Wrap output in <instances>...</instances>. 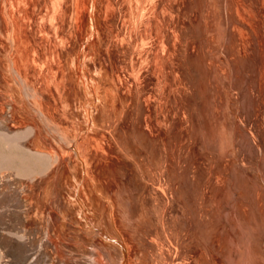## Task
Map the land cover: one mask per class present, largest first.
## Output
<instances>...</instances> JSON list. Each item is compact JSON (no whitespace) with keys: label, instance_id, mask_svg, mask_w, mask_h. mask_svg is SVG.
I'll return each instance as SVG.
<instances>
[{"label":"rangeland","instance_id":"374dc122","mask_svg":"<svg viewBox=\"0 0 264 264\" xmlns=\"http://www.w3.org/2000/svg\"><path fill=\"white\" fill-rule=\"evenodd\" d=\"M28 1L29 0L25 1L24 4H22V6H20V9H18L16 12L17 17H19L18 19L20 21V23H18L19 27L24 26L27 30L26 33L28 35L25 34L26 35L25 40H23L24 39L23 36H21V34L16 31L15 27L13 28V32L11 33L10 38L7 37L6 32L4 30L2 31L3 25H2L1 19H0V37H1L0 58H1L2 63L4 65L7 66V64H8V66H10L8 76L9 75L11 76V77L9 76L10 77L9 78V80H10L9 85L11 86V89H10V86L6 87V85H5L6 90H5V88H3V90H5L4 92L10 94L14 98L16 96H19V99H20V101L18 100L19 104L21 103V105L23 106L22 108L20 107L22 109V111H20V112L17 111L14 113L13 116H11V118L12 117L14 118L13 123L17 126L16 131L14 130L15 131L14 135L17 132H21V133L23 132V133L27 134L26 135L27 137H25V138L21 137V135L24 136L25 134L24 135H23V133L19 134L21 137V140L23 138L22 141L19 140L21 143L19 141H18L19 143L13 141L15 139H16L15 141H17L19 135L17 136V138L15 136V139H14V137H13L14 135L12 133H9V135H10L9 137L0 135V171H1V169L2 170L5 169L2 171V173L4 172V174H5V173H7V172H5L7 170V167L10 168L13 165L12 168H16L17 170H18V168L22 167L21 172L25 171V173H27V176L31 174L30 176H28L29 178L26 177V179H24V181H26V182H30L32 179L36 178L37 175H34V174L37 171L38 172H45L47 175L44 178H47L48 175H52V167L51 166H52V163L54 162V159L50 160L47 157H43V156L38 155V154L35 155L32 152V150H30V149L34 150L35 148H37V149H35V152L37 150L43 151V153L55 155V157H57L59 159L60 154L66 155V156L71 154V150H70L71 144L74 145L75 147H77L79 150H81L82 147H83V149L86 147V149L88 151L84 152L85 154L83 153L81 155V158H82V160H84V162L78 160L77 164L71 163L70 168H69L70 172H68L69 173L68 174V180H67L68 182H66L67 186H68V184H70L68 186V188L70 190L76 191L77 189H79L78 199H79L80 204L77 203L74 195H72V197L71 196L66 197V204H67L68 210H64L63 205H62V198L58 197L57 194H56L57 196L56 195H54V196L50 195L48 197H44L45 198V204L42 206L41 211L43 209V212L45 213L46 212L45 210H47L50 215L54 216L57 209L62 210L61 212H59V214H61V216L64 218V221L68 217L69 222L72 221L74 226L76 227V231L79 235L78 236L79 241L86 243L87 242L86 239L87 238L89 239L88 236H90V233L96 232L95 230L97 228L101 229V225L99 227V225L96 224L97 221L101 220L103 223V227L105 229H107L105 222L103 220V214L105 212H107V209H108L107 213L112 214L113 218L116 219V217H115L116 207L114 205V201L112 200L111 197H107L108 194L105 191L109 187L112 188V186L114 185V181L112 178V176H114V172H113L114 169L113 168H115L117 171L119 170L118 172L127 174L129 177H130V175H132L133 177H136V175H142L143 177L145 175H147L149 178L154 179L153 180L154 184L159 183V185L162 186L164 181L165 182L168 181L167 183L169 185V188H168V186L167 187L164 186V185H167V183H164L163 184L164 189L168 188L167 190H170V187L172 188V186H173L172 193H171V190L169 192L170 195L168 193L166 195V192H165L166 196H170V197L165 196L166 198H169V199H165L163 201V203L166 202V200H167V202L170 201V204L168 202L167 206H165L166 208L168 206L171 208L170 205H172L171 204V200H172V202L174 201V203H173L174 205H176L175 203H180V205H178V204L177 205L181 206V207L176 206L178 209L179 208L181 209L182 207L184 209H183V211L182 210L177 211V212H179V214H181L179 216L178 213H175L177 208L174 205H172V206H174V209H176L175 212L171 211L172 208L170 209L169 207L166 210H164L165 207L162 206L163 203H161V204L158 203V201H162V199L157 201L158 205L160 206L159 212H160V210L162 212L161 208H164L163 212H162V216H163V219L165 221L164 228H161V230H159V228H158L156 230L157 232H159V233L156 232L157 236H159V237H157L158 238L157 240H158V242H160L162 240L164 243V239L166 238L167 242H169V243L167 245L166 239H165L164 244H165L166 250H164L165 252H164V254L162 253L161 256L158 253L159 250H157V249H153L154 251L152 250L153 252H155V251L157 252V253L155 252V254L159 257V260L156 258L155 254H153V255H155L153 258H152V255L149 256L150 255L149 254L147 256L148 258H146L147 261L145 260L143 263L144 264H150L151 262H153L151 264H157V261H162L163 259H161V257L164 256V258H165V255H166V258H165V259H167L166 262H165V260L162 262L164 264H189V263H187V260L189 257H190L189 261L191 262V264H228V263L231 264V261L236 258L238 253L236 251L237 249L235 250V248H234L235 246L233 247V243H232L233 239H230V238H232V236H233V238H236V237L238 238V235H236V234H239L238 233L239 231H238V228L236 226H234V221L232 220V218H230L231 219L230 220L227 217L228 213L229 214L231 213L230 210H233V208L235 207V204H239L242 208H244L245 212H249V213H246V214H249V216L248 215L245 216V218L247 217V220L250 221L251 215L254 214V212L256 214L261 213L260 215L262 216V218H264V201H263L264 196H262V198H261L260 195H262V194H259L261 191L259 190L260 192H258V189H256L257 188L256 186H258V184H262V186H264V170H263L264 169V139H263L264 138V36H262V35H264V33H263L264 32V0H233V2L231 0V2L233 3V8L235 7V4L237 5L236 6L237 9H236V7L234 8L235 10L229 9V6H228L229 3H227L228 0H225V1L222 0L223 5H224V3L225 4L227 3L226 5H224L225 6L224 8L226 10H223L224 8H223L221 0H219L220 2H218L217 0H214V4L216 5L215 6L216 8L214 9V14L212 16H209V12H207V11L203 10V12H201L203 4L202 5L200 4L202 6L201 10L197 6L195 7V4H194L195 0L193 1L194 3H190V2H192L191 0L190 1L189 0H182V1H184L185 6L181 0H151V1H149V0H96V1L95 0H85L86 2L83 1L85 4L84 5L80 4L78 6L77 10H75V12H74V14H75L74 17L76 19L80 18V23L79 24L77 23V25L75 22H73V25L71 22H68L70 12H68L69 10L66 7L67 9H64L65 10V16L64 17L65 18L67 17L68 19H65V18L63 19V15H62L61 16L62 18L59 19L60 24L58 23V20H57V22L55 21L56 23L54 22L55 25L52 22V24L50 25L51 26L50 31L48 30L50 26L47 25L46 31L47 32L49 31L50 34L49 33L47 34V32H46L45 35H48L47 36L48 39L51 35L49 40H53L52 42H55L56 41L55 38H57L56 43L58 42V44L61 43L64 45V42H65V45H67V42L69 41L68 40L69 37H70L69 39H71V41L75 40V43L77 41V42H82V45L85 44V46L83 45L84 49L82 51L83 52L82 57H80V55L78 54V48L80 47V44L78 46H76L77 45V43H76V45L74 47L76 56L74 58L75 70L73 69L74 70L73 74L75 75V77H77L76 78L77 88H80V90H81L83 88V86L86 85V87H87V83L89 80L91 86L95 90H97L99 96H101L100 100L98 99L97 102H95V99L93 100L91 96H88L89 98L83 97L84 99H82V106L86 112L88 110H90V107L91 108L92 107L103 108L102 110H103L104 114L102 115L101 118L99 115L94 116L93 117V122H94L93 124L91 122L90 123L88 122L91 117L86 120V118H84V116L82 115V110H79V112H78V108L75 106L76 104L74 105L75 101L69 95L71 90H73L72 89L73 83H72V80H70V78L67 76V72L64 70V68L59 67V63H57V65L56 64L52 65V70L54 71L53 73L50 72L51 69H49V66L47 68V65H46L47 61H49V63H50V61L52 60V63H53V58H52V54H51L50 49H48L47 46H44L43 49H41V52L38 53L39 55L37 54L38 55L37 56L36 55L37 52L35 51L36 49L34 48V46H31V47H33L32 49H31V47H29L30 46L29 41H30L32 35H34L33 32H35V34L37 35V31H34V26H33V24H31L32 23L31 20L36 19L38 17H40V19H41V17H42L41 15L45 14L44 13L45 12V9H44L45 8V5H44L45 0H43V2H42V0H38V1L37 0H30L29 3H28ZM32 1H33V3H32ZM63 1L67 5V0H63ZM93 1H94V4H93ZM177 1H179V2H177ZM234 1H235V3H234ZM36 2H38L39 5ZM47 2H48V0H47ZM187 2H188V4H187ZM203 3H204V1H203ZM40 4H41V6H40ZM218 4H220L221 8L219 7ZM238 4L239 5L241 4L240 5L241 8ZM243 4L246 5V7ZM42 5H43V7H42ZM177 5H178V7H177ZM238 6H239L240 10H239ZM41 7H42V10H41ZM109 7H110V9H109ZM197 8L199 9L200 14L201 13L204 14L205 17H201L202 15L198 14L199 12H198ZM32 9L35 10V13H34V10H32ZM85 9L87 10V14H86L87 17L85 15H83ZM30 10H32V11H30ZM37 10L41 14L37 13L38 12ZM195 11L198 13H196ZM222 11H224V12L226 11L225 13L227 15L224 12H223L224 13L223 14ZM235 11L236 12L240 11V12L238 14V12L236 13ZM18 12H20V13H18ZM187 12L189 13V15ZM205 12H207V13L205 14ZM33 13L36 17L33 16ZM215 13L219 14L218 17ZM37 14H38V16H37ZM39 14H40V16H39ZM236 14H238L237 17L235 16ZM142 15H143V17H142ZM214 15H216V19L221 18L220 16H222V19L227 18V19H224L225 21L227 20L226 29L223 30V31H225L223 33L224 36L220 35V34H222V33H220V32H222L220 28L223 25V23H222L223 20L222 19L216 20L214 18L215 17ZM4 17H5V15H4ZM82 17L84 19H82ZM105 17H107V18H105ZM20 19H22V20H20ZM197 19L200 22L199 29L197 28V25L199 24ZM210 19L213 21H211ZM46 20L49 21V19H46ZM215 20L219 21V22H216ZM201 21L203 24H201ZM49 22H48V24H49ZM66 22H67V25H66ZM124 22H125V24H124ZM46 23H47V21H46ZM181 23H183V24H181ZM213 23L214 24L216 23V24L214 25ZM234 24H236V25H234ZM123 25H125V26L121 27ZM210 25H212V26H210ZM55 26H57V27H55ZM213 26H215L216 28L218 26H220V27H218L220 32L218 30H217L218 31L217 32L215 30L216 28ZM69 27H71V28H69ZM77 27H78V29H77ZM83 27H84V29H82ZM119 28H121V29H119ZM235 28H237V33L240 31L242 32V30H241L242 28L244 29L243 33L240 32V34H242L240 36L241 38L239 37V35H240L239 33H238V37H237L236 32H235L236 31ZM79 29H80V31H79ZM196 29H198V30H196ZM245 29H246V33L244 34ZM69 30L70 31L72 30V31L70 32ZM206 30H208V34H207ZM232 30H234V31H232ZM82 32H83V34H82ZM231 32H235L234 34L233 33L232 34L234 36L236 35V37L238 38L237 41L235 39L236 37H234V36H232V34H230ZM55 33H57V34L59 33V34L56 35ZM65 33H66V35H65ZM15 35L18 37L21 36V40H20L19 44H16V41H15L16 39H14ZM61 35H62V39H61ZM113 35H115V36H113ZM229 35H230V37H232L231 39H229L230 38ZM27 36H28V39L30 38L29 40H26ZM57 36L58 37L60 36V37L58 38ZM66 36H69V37L67 38ZM80 36H82V37L79 40ZM172 36H173V38L174 37H176V38L173 39ZM74 37H76V38H74ZM233 37H234V39H233ZM245 37H246V39H245ZM242 38L245 40L241 41V40H243ZM82 39L84 41H81ZM174 40H175V42H174ZM238 40H240V41H238ZM209 42H211V43H209ZM110 44L112 46H110ZM175 44L177 46H175ZM206 44H208V45H206ZM257 45H258V47H257ZM4 46L6 47V49H4L5 48ZM7 46H9L8 49H10L8 54H7ZM180 48H182V49H180ZM47 49H48L49 53L46 52ZM109 50H110V52H109ZM212 51H213V53H212ZM200 52H201V54H200ZM4 53H6V54L4 55ZM169 54H171V55H169ZM183 54H184V56H183ZM192 54H193V56H192ZM35 55H36V57H35ZM158 55L160 56V58L158 57ZM162 56L164 58H162ZM198 56H199V58H198ZM214 56H216V58ZM79 57H80V59H79ZM50 58H51V60H50ZM34 60H35V62H34ZM165 60H166V62H165ZM190 60L192 63L189 62ZM168 61H171V63H173V65H171V63H170L171 68L168 67V63H169ZM10 62H11V65H10ZM193 62L194 63L196 62V63L194 64ZM52 63H50V64H52ZM236 63L238 65V67L236 66ZM244 63H246L245 66H243ZM226 65H227V67H225ZM228 65H231V66L228 67ZM56 66H58L60 69ZM239 66H242L243 68H241ZM44 67H45V69H44ZM106 67H109L110 68V69L108 68L109 71L110 72L112 71L111 73L115 74V75L107 74L109 71ZM218 67H220L219 71L222 69L220 71L221 73L216 72V74L219 78H221L222 75L229 72V69H230V72L231 73L233 72L232 77L234 74V77L236 76V79L233 77L231 79V81L228 82L229 80H225L226 78H224L222 80V83L219 82L218 80H216L213 77V75H216L215 71H218L217 70ZM57 68H58V70H57ZM128 68H129V70H128ZM224 68H228V71H225L226 69H224ZM237 68H239V71L237 70ZM243 69H244V71H246L245 73H244ZM126 70H128V72ZM189 71H191V72L189 73ZM12 72H13V74H12ZM124 72L127 74L132 72L133 74L131 73V74H129V76H127V74H124ZM230 72L228 74H230ZM48 73H49V75H48ZM54 73H56V74H54ZM61 73L63 76H61ZM134 73L135 74L141 73V76L140 75H139L140 77L138 76L140 78L138 80H141V81H137V79L135 78L137 75L134 76L135 75ZM243 73L244 74L247 73L246 74L247 77L244 76ZM15 74H16V76H15ZM65 74H66V76H65ZM50 75H52V76H50ZM124 75H126V76H124ZM130 75L133 76L134 77L133 79H136L137 82L134 81L132 79V77H130ZM196 75H198V77ZM211 75L213 78L211 77ZM46 76H49V77H46ZM114 76L116 79H120L121 77L124 76V78H122V80H125L124 82H126L125 83L126 86L124 84L119 85V83L117 81V85H115L116 88H113L114 86H113L112 82H114V80H115ZM52 77H54V78H52ZM125 77H128V78H125ZM141 77H142V79H141ZM244 77H246V80ZM55 79H56V81H55ZM82 79H83V81H82ZM128 81H129V83H128ZM234 82H235V84H234ZM137 83H139V84L137 85ZM249 84L252 87H250ZM246 85H247V87H246ZM132 86H133V88H132ZM24 87L26 89H24ZM70 87H71V89H69ZM163 87H165V88H163ZM163 89H164V92L162 95L161 90H163ZM247 89H248V91H247ZM18 90H19V94L16 95L15 91H18ZM12 91H13V93H11ZM0 92H1V90H0ZM207 92L211 93L210 94L211 96L207 95V94H209ZM245 92L249 93L248 94L249 96L246 95ZM164 93H165V95H164ZM152 94H154V95H152ZM192 94H193V96H192ZM197 94H198V96H197ZM161 95H162V97H159ZM147 96H148V98L152 96L151 99L153 101L151 100L152 101L151 102L150 100H148L151 102V104H150V102L146 101ZM195 96H196V98H195ZM102 97H103V99H102ZM241 97H243V100L245 99L244 102H241ZM160 98H162V99H160ZM250 98L252 101H249ZM158 99H159V101H158ZM205 99H208L209 101L210 100L211 101L209 102L208 100L206 101ZM154 100H155V103H154ZM160 101H162V102H160ZM203 101H205V104H206L205 106L203 105L204 104ZM143 102L145 104L147 102V105H146L147 107H148V105H150L152 107L149 106L150 108H148V110H147V107L144 106ZM206 102L207 103L209 102L208 103L209 107H208ZM247 102H249V103H247ZM250 102H251V105H250ZM0 103H3V102H1V100H0ZM142 103H143V105H142ZM210 103H211V105H210ZM160 104H161V106H160ZM162 104H163V106H162ZM164 104H166V106ZM236 104L238 106H236ZM199 105H200V107H199ZM2 106L6 107L7 105L2 104ZM2 106H1V108H2ZM202 106H204V108ZM142 107L144 108V110ZM159 107L160 108L163 107V109L161 108V111H160V109L158 110ZM200 108H202V109H200ZM6 109H7V107H6ZM93 109H91V112L95 113L94 112L95 110H93ZM190 109H191V111H190ZM206 109L208 110V112ZM210 109H212L213 113H215L217 116L219 115V117H220L221 113L223 115L222 117H224V113H225L226 118H228L229 125L231 123V126H232L231 127V129H232L231 134H232V138H233L232 139V143H233L232 147L229 149L228 153L226 152L224 155L215 152V155L217 154L216 157L214 155V151L210 150L209 148H205L204 145H203V149H201L202 148L201 144L198 141L200 138V137H198L199 134L195 133L196 132L195 127L197 126V124L199 125V122L201 121L200 116L197 117V114L198 113L199 114L204 113L203 116L206 114L204 117L206 119L208 118L207 119L208 122H211V120L209 119L210 118L209 115H210V111H211ZM147 111H150V114ZM230 111H231V113H230ZM161 112H163V114ZM200 112H203V113H200ZM16 114H18L19 117ZM142 114H144L145 117H144V115L142 116ZM154 114H157V115H154ZM97 116H99V117H97ZM147 117L151 118V120H149V118H147ZM158 118H159V120H158ZM146 119H148V121ZM230 120H231V122H230ZM143 121H147V123L143 122ZM197 121H199V122H197ZM202 121H203V119H202ZM188 122H190V123H188ZM143 123L145 124V127L147 128L146 130L143 129L144 133H146V131L149 129V127H147V126H150V124H152L151 128H152V131L154 133L152 131H150L152 134L147 132L146 137H145V134L143 136L146 139L139 141L137 138L138 137L137 132L140 128H141V130H142V128H145V127H143L144 126ZM194 125H196V126H194ZM240 125H241V128L248 134V137H249L248 140L245 137L244 138L242 137L243 139L240 137V136H242L241 133L238 131ZM35 126L40 127L41 131L43 132V135H42L43 138L41 136H40L41 138L39 137L36 147H35V145H33V144L30 145V143H29L31 140H33L34 137L37 136V134H35V130H34ZM190 126L192 128H190ZM121 127H124L125 130H122L123 128H121ZM193 127H194V129H193ZM133 128H135V130ZM136 128L137 129L139 128V129L136 131ZM120 130H122V131H120ZM156 130L159 132H157ZM5 131H7V130H5ZM135 131H136V133H135ZM143 131H141V133ZM193 131H195V132H193ZM11 132H13V131H11ZM134 133L137 134V136L134 135ZM229 133H230V131H229ZM149 134L151 135V137ZM160 134H162V135H160ZM195 134L196 135L198 134V135L196 136ZM11 135H12L13 139L10 138ZM155 136L158 137L159 139H157ZM161 136H163V137H161ZM20 137H19V139H20ZM153 137L155 140L153 139ZM147 138L156 144H152L153 142L152 143L150 142V144H151L150 145L147 142V140H148ZM160 138H162V141H160L161 140ZM248 141H250V143H247ZM198 142L200 145L198 144ZM242 142H244L243 144L246 147H244V145H243V147L239 145V143L242 145ZM17 143H18V145H17ZM51 143H53L54 146ZM27 144H29L31 146L30 149L26 148L27 146H25V145H27ZM249 144H252V146H251L252 148L249 147ZM152 145H154V147H152ZM164 145L166 147L167 146H169V147L165 148ZM158 146L162 147L163 149L165 148V149L163 150L161 148V150H159L160 147L158 148ZM255 146H256L257 150L255 148H253ZM257 146L260 149H258ZM23 147H25V148H23ZM247 147H248V149H247ZM244 148H245V150H243ZM249 148L251 150H249ZM154 149L158 152V154L159 153L162 154V156H164V158L166 156H167L166 158L169 157L168 158L169 160L166 159V161H165V159H163L161 161V163H162L161 164L159 162L161 160V158L158 159L157 155H155V153H154L155 152ZM253 149H254V151H253ZM198 150L202 151V152H203V150H205L203 153L204 155L201 156L202 152H200L201 153L200 154L198 152ZM197 152L199 154H197ZM169 153H170V155H169ZM87 154H89V155H87ZM179 154H181V155H179ZM205 154H206V157H207V154H210V156H208L206 159V157H204ZM171 155H173V156H171ZM211 155H212V157H211ZM195 157H198V158H195ZM209 157H211L213 159V162H210V161H212V159H210ZM177 158H179V159H177ZM114 159H115V161H114ZM118 160H120V162ZM194 160H195V162H194ZM59 161L63 162V160H61V158L59 159ZM116 161H118L119 164L123 163L124 165L123 164L118 165V163ZM163 161H165L166 163L165 162L163 163ZM170 161L171 162L173 161V164ZM174 161H176V162H174ZM177 161L178 162L181 161V162L178 163ZM196 161L199 162V165ZM206 161H208L209 164L212 163V164H210L211 167ZM58 163L56 165L59 166ZM83 163L85 164V166ZM109 163L112 165H110ZM113 164L116 166L118 165L119 167L117 166L118 167L117 168L115 166L112 168L111 166H114ZM169 164H170V166H168ZM185 164H187V166ZM205 164L207 166H205ZM222 164H223V166H222ZM188 165L191 166L193 169H191ZM201 165L203 166L204 170H201V167H200ZM140 166H141V168H139ZM166 166L168 167V170H166L167 169ZM171 166H173V167H171ZM215 166H217V167H215ZM109 167H111V168H109ZM174 167H176V169ZM205 167L207 170L205 169ZM223 167H224V169H223ZM173 168L175 169V171ZM180 168H183V169L187 168V170L191 169V171H189V174L192 172L190 174V177H191L190 179H192V178L195 179L194 183H196V184H192L193 180H191L192 182L190 181L189 185H187V186L185 184L181 183L180 181L176 182L179 180V179L176 180V178H177L176 170H179ZM121 169H123V171ZM141 169L143 170L144 175L142 174ZM195 170H198V171L200 170V173L195 171ZM229 170H231V171H229ZM158 171H159V173H158ZM167 171H168V174L170 173V177L166 173ZM212 171H213V173H212ZM134 172H135V175H134ZM2 173L0 172V176ZM136 173H138V174H136ZM197 173H199V174H197ZM119 175H120V173H119ZM236 175H237V177H236ZM199 176L201 177V180L199 179L200 178ZM238 176H239V178H238ZM219 178H221V179H219ZM172 179L174 180V183H177V185H175V186L176 187L178 186L177 187L178 190L176 187L174 188ZM245 179H246V181H245ZM48 180H49V178H48ZM240 180H241V182H239ZM169 182L171 184H169ZM198 184H199V186H198ZM170 185H172V186H170ZM181 185H182V187L184 186V188H182V187L180 188ZM192 186H194V189L197 188V190L196 191L193 190ZM175 189L178 191L177 193H179L180 196L176 193ZM255 190H256V192H255ZM220 191H223V192H220ZM194 192H195V194L197 192V194L195 195ZM232 193L235 194L236 200L234 199V194L231 195ZM66 194L69 195L68 193H66ZM175 194H177V196ZM237 194H238V197H237ZM173 195H174V198L172 197ZM163 196L164 195H161V198H163ZM198 196H199V198L200 197H202V198H200V199L196 198ZM215 196L219 197L220 200H222L224 202H223V204H221V206H219V210L215 214L216 216L214 215V218L211 219L210 215L208 217V215L206 213L208 212V214H209V211H211L212 209L206 208L207 206L205 207V205L208 204V203L206 204V200H207V202L208 201L210 202L212 199L211 197L216 198ZM190 197L195 198V200H194L195 203L198 201L194 205L195 207L193 206V204L192 205L189 204V203H194V202H192L193 200H192V198L190 199ZM19 198H21L24 202L26 200H29V197H19ZM157 199H159V198H157ZM179 199L182 201H180ZM196 199H198V200H196ZM238 199H240V200H238ZM233 200H235L236 203ZM58 201H59V205L57 206ZM30 202L35 203L34 200L30 201ZM181 202H183V204H181ZM202 202L205 203V205L201 204ZM184 203H185V205H184ZM198 203L200 204V208L197 207ZM163 205H166V204L164 203ZM159 206H158V208H159ZM201 207H203L204 211L202 209L201 213H203V214L200 216V212H198V211L201 210ZM220 207H221V209H220ZM222 208H223V211H221ZM17 209L20 210L21 208L16 206L15 210H17ZM195 209L197 212L194 211ZM169 211L172 212L173 216H171V212L169 214ZM220 211H221V216L219 215ZM182 212H183V214H182ZM222 212H224V213L222 214ZM44 213L41 216L42 213L38 212L37 215H38V217L44 218V216H45ZM198 213H199V215H198ZM15 214H16V212H15ZM175 214L176 215L178 214V216H177L178 222L176 220L177 218L175 217L176 216ZM16 215H18V214H16ZM167 215L171 216L170 218L174 217V218H172V220L174 219L173 221L176 223V225H174L175 223L173 224V221H171V219ZM188 215H190V216H188ZM218 215L220 216V218ZM183 216H185V218ZM222 216L225 219H223ZM82 217L87 221V224L89 223L88 224L89 226L84 223L85 224V227H84L83 223L81 224L80 222H78V220H82ZM181 217H183V218H181ZM197 217H198V219H196ZM199 217L201 218V221H200ZM43 218L41 219L43 225H44V222H45V224H47V223L50 224V220L46 219L47 217L45 219H43ZM93 219L95 221L96 220L97 221L95 222ZM180 219H182L183 222ZM189 219L192 221V222L190 221L191 225L194 223L196 226H198V227H196L193 224L194 227L198 229L197 231H195L196 229H194V231L191 230V227H193V225L192 226L189 225L190 224L188 222ZM195 219H196V222L194 221ZM46 220H48V221H46ZM93 221L95 222V224H92ZM199 221L201 222L200 226H199V224H200ZM166 222H167V224H168V222L170 224L171 223L172 224L171 225L169 224V226H168L166 224ZM229 223L232 225H230ZM49 224L47 226H49ZM187 224L189 225L188 228H187ZM179 225H181V228ZM31 226H33V222H31L29 224V227H28L29 235L31 233V229H30ZM175 226L176 227L179 226V228H176ZM167 227H168V229L172 228L171 229L172 235L170 234V236H169L170 232H166L167 234L165 233L164 229H166V231H168ZM205 229H207L208 236L204 234ZM15 230L16 229L11 228V226L7 224V233L8 232H14ZM67 230L70 231L71 228L67 227ZM173 231H174V233H173ZM193 232H194V234H193ZM163 233H165V236H166L165 238L163 236L164 235ZM121 234H122L121 236L123 237L124 245L127 248L126 249V255L128 256L129 255L128 254L129 249L136 251L135 248H137V247L132 242H129L127 240L126 234H124L123 232ZM181 234H182V236H184V235L188 236L187 240H185L188 242V244H187V242L185 243V241H183L186 236H184V238H183L181 236ZM83 235L85 236L86 239L82 238V237H84ZM167 236H168V238L170 237L169 238L170 241H168L169 239L167 238ZM180 236L183 239H180L181 238ZM228 236H230V237H228ZM173 237H174V239H173ZM90 238H91V242H92V240L96 238V235H94L93 237L91 236ZM260 239H261L259 242L260 245L258 242L256 243V246H258L257 251L259 254L264 255V251H263L264 250V243H263L264 242V234L262 235V237ZM179 240H180V243H182V244L179 243ZM126 241H128V242H126ZM181 241H183V242H181ZM172 243L174 246L172 245ZM230 243L232 244V246ZM183 244H184V246H185V244H187L189 246V247L186 246V248L183 246V249L185 248L184 250L189 251V252L187 251V253H188L187 257L188 258H186V254H185L186 251L184 252V250L182 249L181 245H183ZM197 244H198V246H197ZM128 246H132V247H128ZM167 246L170 248V250ZM191 247H193L197 252L195 253V250ZM167 248H168V251H167ZM7 249H9L8 246H7ZM191 249H193V253L191 252L192 251ZM80 250H81L79 252L80 254H82L84 252L86 254L90 253V250L86 247L80 248ZM167 252H168V254H167ZM150 253H152V252L150 251ZM169 253L171 254V256L169 255ZM132 254L135 255V252ZM232 255L234 258L231 257ZM172 256H173V258H172ZM131 257H129L130 259L128 258L129 263L133 264L135 262L134 264H140V262L137 260V258L135 256L133 258H131ZM149 257L152 259V261ZM169 257H171V259ZM192 257H193V259H192ZM230 257H231V260H230ZM155 258L157 261L155 260ZM153 259L155 262L153 261ZM3 263H4L3 257H2V254L0 253V264H3ZM162 263L159 262V264H162Z\"/></svg>","mask_w":264,"mask_h":264},{"label":"bare ground","instance_id":"6f19581e","mask_svg":"<svg viewBox=\"0 0 264 264\" xmlns=\"http://www.w3.org/2000/svg\"><path fill=\"white\" fill-rule=\"evenodd\" d=\"M25 1H27V0H25ZM24 0H0V19H1V23H2V25H3V27H2V31L4 30L5 32H6V34H7V37H9L10 38V36H11V33L13 32V28L15 27V29H16V31L17 32H19L20 34H21V36H23V40H25V34H27L26 32H27V30H26V28L23 26V27H19V24L18 23H20V21H19V17H17V14H16V12H17V10L18 9H20V6H22V4H24V2H25ZM30 1V0H29ZM29 1H28V3H29ZM38 1V0H37ZM86 2L85 0H67V5H66V3L63 1V0H48V2H47V0H45L44 2H45V14H43V15H41L42 17H41V19H40V17H38V18H36V19H33V20H31L32 21V23L31 24H33V26H34V31H37V35L35 34V32H33L34 33V35H32V37H31V39H30V41H29V43H30V46L29 47H31V46H34V48L36 49L35 51L37 52L36 53V55L39 53V52H41V49H43V47L44 46H47L48 47V49H50V51H51V54H52V58H53V63H52V60H51V58H50V63H52V64H50L49 63V61H47L46 62V65H47V68H48V66H49V69H51V71L50 72H54L53 70H52V65L54 64H56L57 65V63H59V67H63L64 68V70L67 72V76L70 78V80H72V89L73 90H71V92L69 93V95L71 96V98L75 101V103H74V105L78 108V112H79V110H82V115L84 116V118H86V120L88 119V118H90V120L88 121L89 123L91 122L92 124L94 123L93 122V117L94 116H96V115H99L100 116V118L102 117V115L104 114V112H103V108H100V107H90V110H88L87 112L85 111V109L83 108V106H82V99H84L83 97H87V98H89L88 96H91L92 97V99L94 100L95 99V102H97V100L99 99L100 100V98H101V96H99V94H98V92H97V90H95L92 86H91V84H90V81L88 80V83H87V87H86V85L85 86H83V88L80 90V88H77V81H76V78L77 77H75V75L73 74V71L75 70V68H74V58H75V56H76V53H75V49H74V47H75V45H76V43H77V45L76 46H78L79 44H80V47L78 48V54L80 55V57H82L83 55H82V51H83V49H84V46H85V44H83L82 45V42H77L76 41V43H75V40H72L71 41V39H69L70 37L69 36H66L67 38H68V42H67V45H65V42H64V45L63 44H61V43H59L58 44V42L56 43V41H57V38H55L56 39V41L55 42H52L53 40H49L50 39V37H51V35H50V37H49V39H48V35H45V33L47 32L46 31V29H47V25H51L52 24V22H53V24L55 25V23L57 22V20H58V23H59V19L60 18H62L61 16L63 15V19L65 18L64 16H65V10L64 9H67L68 8V12H70V15H69V21L68 22H71L72 23V25H73V22H75L76 23V25H77V23L79 24L80 23V18L79 19H76L75 17H74V12H75V10H77V8H78V6L80 5V4H82V5H84L85 3L84 2ZM96 1V0H95ZM149 1H151V0H149ZM148 1V2H149ZM182 1V0H181ZM190 1V0H189ZM192 2H190V3H194L195 4V7L197 6L200 10H201V5L203 4V7H202V11L201 12H203V10L204 11H207V12H209V16H212L213 14H214V9L216 8L215 6V4H214V0H191ZM194 1V2H193ZM203 1H204V3H203ZM218 2H220L219 0H217ZM223 1H225V0H223ZM42 2H43V0H42ZM177 2H179V1H177ZM183 3H184V1H182ZM186 2V1H185ZM221 2H222V0H221ZM232 2H233V0H232ZM231 2V0H228V2L227 3H229V9H234L237 5L235 4V7L233 8V3ZM237 2V1H236ZM239 2V1H238ZM32 3H33V1H32ZM37 4H38V2H36ZM40 3V2H39ZM189 3V4H190ZM226 3V4H227ZM234 3H235V1H234ZM36 4V5H37ZM88 4V3H87ZM93 4H94V1H93ZM97 4V3H96ZM119 4V3H118ZM178 4V3H177ZM182 4V3H181ZM187 4H188V2H187ZM201 4V5H200ZM225 3H224V5H226ZM39 5V4H38ZM176 5V4H175ZM219 5V7H220V4H218ZM222 5H223V2H222ZM221 5V6H222ZM223 5V8L225 7ZM239 5V4H238ZM241 5V4H240ZM239 5V6H240ZM244 5V4H243ZM8 6V7H7ZM32 6V5H31ZM40 6H41V4H40ZM119 6V5H118ZM180 6V5H179ZM184 6H185V3H184ZM191 6V5H190ZM193 6V5H192ZM239 6H238V8H239ZM245 7H246V5H244ZM39 7V6H38ZM42 7H43V5H42ZM42 7H41V10H42ZM65 7V8H64ZM67 7V8H66ZM177 7H178V5H177ZM189 7V6H188ZM194 7V6H193ZM33 8V7H32ZM147 8V7H146ZM145 8V9H146ZM183 8V7H182ZM192 8V7H191ZM190 8V9H191ZM197 8V9H198ZM218 8V7H217ZM221 8V7H220ZM222 8V9H223ZM240 8H241V6H240ZM240 8H239V10H240ZM109 9H110V7H109ZM117 9V8H116ZM120 9V8H119ZM144 9V8H143ZM199 9H198V12H199ZM210 9V10H209ZM221 9V10H222ZM228 9V8H227ZM236 9H237V7H236ZM32 10H34V9H32ZM32 10H30V11H32ZM40 10V9H39ZM189 10V9H188ZM217 10V9H216ZM223 10H226L225 8L223 9ZM235 10V9H234ZM245 10V9H244ZM243 10V11H244ZM38 11V10H37ZM44 11V10H43ZM111 11V10H110ZM117 11V10H116ZM120 11V10H119ZM123 11V10H122ZM197 11V10H196ZM195 11V12H196ZM180 12V11H179ZM182 12V11H181ZM198 12H196V13H198ZM207 12H205V14L207 13ZM216 12V11H215ZM218 12V11H217ZM224 11H222V13H223ZM226 12V11H225ZM224 12V13H225ZM236 12V11H235ZM238 12V14H239V12L240 11H237ZM236 12V13H237ZM18 13H20V12H18ZM34 13H35V10H34ZM34 13H33V16H35L34 15ZM37 13H40L39 11L37 12ZM143 13V12H142ZM188 13V12H187ZM191 13V12H190ZM223 13V14H224ZM229 13V12H228ZM32 14V13H31ZM30 14V15H31ZM41 14V13H40ZM40 14H39V16H40ZM69 14V13H68ZM86 14H87V10L85 9L84 10V14L83 15H85L86 16ZM109 14V13H108ZM125 14V13H124ZM127 14V13H126ZM145 14V13H144ZM186 14V13H185ZM198 14H200V12L198 13ZM216 14V13H215ZM222 14V15H223ZM226 14V13H225ZM238 14H236L235 16L237 17V15ZM4 15H5V17H4ZM20 15V14H19ZM106 15V14H105ZM122 15V14H121ZM188 15H189V13H188ZM200 15H202L201 17H205V15L204 14H200ZM217 15V17H218V15L219 14H216ZM216 15H214L215 17V19H216ZM227 15V14H226ZM230 15V14H229ZM26 16V15H25ZM37 16H38V14H37ZM84 16V17H85ZM198 16V15H197ZM208 16V17H209ZM36 17V16H35ZM87 17V16H86ZM142 17H143V15H142ZM141 17V18H142ZM180 17V16H179ZM200 17V16H199ZM221 18H217V19H222V16H220ZM224 17V16H223ZM232 17V16H231ZM21 18V17H20ZM105 18H107V17H105ZM121 18V17H120ZM230 18V17H229ZM46 19H49V21L51 22H49L48 20H46ZM65 19H68L67 17L65 18ZM82 19H84L83 17H82ZM145 19V18H144ZM177 19V18H176ZM184 19V18H183ZM202 19V18H201ZM208 19V18H207ZM216 19V20H217ZM224 19H227V18H223L222 20V23H223V25H222V27L220 28L221 29V31L222 32H220L219 31V28L218 27H220V26H218L217 28L215 27V26H213V27H215L214 29L217 31H219L220 33H222V34H220L221 36L223 35V33L225 32V31H223L224 29H226V25H227V20L225 21ZM236 19V18H235ZM20 20H22V19H20ZM86 20V19H85ZM93 20V19H92ZM191 20V19H190ZM195 20V19H194ZM211 20V19H210ZM209 20V21H210ZM215 20V21H216ZM230 20V19H229ZM19 21V22H18ZM34 21V22H33ZM46 21H47V23H46ZM56 21V22H55ZM87 21V20H86ZM94 21V20H93ZM197 21H198V19H197ZM207 21V20H206ZM211 21H213V20H211ZM48 22H49V24H48ZM55 22V23H54ZM110 22V21H109ZM137 22V21H136ZM183 22V21H182ZM187 22V21H186ZM192 22V21H191ZM196 22V21H195ZM199 22V21H198ZM216 22H219V21H216ZM22 23V22H21ZM83 23V22H82ZM86 23V22H85ZM205 23V22H204ZM221 23V24H222ZM24 24V23H23ZM60 24V23H59ZM120 24V23H119ZM123 24V23H122ZM124 24H125V22H124ZM181 24H183V23H181ZM201 24H203L202 23V21H201ZM210 24V23H209ZM214 24V23H213ZM216 24V23H215ZM214 24V25H215ZM58 25V24H57ZM66 25H67V22H66ZM185 25V24H184ZM199 25H200V22H199V24L197 25V28L199 29ZM219 25V24H218ZM234 25H236V24H234ZM27 26V25H26ZM61 26V25H60ZM85 26V25H84ZM120 26V25H119ZM125 25H123V26H121V27H124ZM183 26V25H182ZM210 26H212V25H210ZM209 26V27H210ZM55 27H57V26H55ZM62 27V26H61ZM65 27V26H64ZM82 27V26H81ZM106 27V26H105ZM50 28H51V26L49 27V31H50ZM69 28H71V27H69ZM173 28V27H172ZM182 28V27H181ZM201 28V27H200ZM241 28V27H240ZM246 28V27H245ZM57 29V28H56ZM60 29V28H59ZM58 29V30H59ZM62 29V28H61ZM75 29V28H74ZM77 29H78V27H77ZM82 29H84V27L82 28ZM119 29H121V28H119ZM123 29V28H122ZM127 29V28H126ZM184 29V28H183ZM198 29H196V30H198ZM207 29V28H206ZM229 29V28H228ZM31 30V29H30ZM106 30V29H105ZM112 30V29H111ZM110 30V31H111ZM203 30V29H202ZM211 30V29H210ZM230 30V29H229ZM235 32H236V35H237V37H238V33L240 34V32H238L237 33V28H235ZM239 30V29H238ZM242 30V32L241 33H243V31H244V29L242 28L241 29ZM49 31L47 32V34L49 33ZM57 31V30H56ZM63 31V30H62ZM70 31V30H69ZM72 31V30H71ZM70 31V32H71ZM79 31H80V29H79ZM82 31V30H81ZM183 31V30H182ZM207 31V34H208V30H206ZM217 31V32H218ZM232 31H234V30H232ZM248 31V30H247ZM16 32V33H17ZM54 32V31H53ZM84 32V31H83ZM83 32H82V34H83ZM194 32V31H193ZM235 32H231L230 34H234ZM67 33V32H66ZM66 33H65V35H66ZM103 33V32H102ZM115 33V32H114ZM213 33V32H212ZM246 33V29H245V32H244V34ZM264 33V32H263ZM5 34V33H4ZM50 34V33H49ZM56 35H58L57 33H55ZM173 34V33H172ZM232 34V36H234ZM248 34V33H247ZM253 34V33H252ZM14 35V34H13ZM17 35V34H16ZM15 35V38L14 39H16L15 41H16V44H19L20 43V40H21V36H16ZM28 35V34H27ZM55 35V36H56ZM79 35V34H78ZM177 35V34H176ZM175 35V36H176ZM236 35L234 36V37H236ZM242 34H240L239 35V37L241 36ZM54 36V37H55ZM71 36V35H70ZM112 36V35H111ZM113 36H115V35H113ZM224 36V35H223ZM262 36H264V35H262ZM58 37V36H57ZM60 37V36H59ZM58 37V38H59ZM82 36H80L79 37V40H80V38H81ZM103 37V36H102ZM117 37V36H116ZM143 37V36H142ZM211 37V36H210ZM229 37H230V35H229ZM234 37H233V39H234ZM235 38L236 39V41H237V39L238 38ZM254 37V36H253ZM64 38V37H63ZM74 38H76V37H74ZM84 38V37H83ZM105 38V37H104ZM172 38H173V36H172ZM176 37H174L173 39H175ZM205 38V37H204ZM223 38V37H222ZM232 37H230L229 39H231ZM241 38V37H240ZM239 38V39H240ZM28 39V36H27V39L26 40H29ZM61 39H62V35H61ZM65 39V38H64ZM63 39V40H64ZM179 39V38H178ZM243 39V38H242ZM245 39H246V37H245ZM245 39H243V40H241V41H244ZM60 40V39H59ZM67 40V39H66ZM113 40V39H112ZM177 40V39H176ZM181 40V39H180ZM218 40V39H217ZM0 41H1V37H0ZM11 41V40H10ZM65 41V40H64ZM81 41H84L83 39L81 40ZM143 41V40H142ZM221 41V40H220ZM235 41V42H236ZM238 41H240V40H238ZM122 42V41H121ZM174 42H175V40H174ZM173 42V43H174ZM179 42V41H178ZM143 43V42H142ZM209 43H211V42H209ZM223 43V42H222ZM32 44V45H31ZM113 44V43H112ZM124 44V43H123ZM8 45V44H7ZM12 45V44H11ZM62 45V46H61ZM108 45V44H107ZM126 45V44H125ZM130 45V44H129ZM206 45H208V44H206ZM223 45V44H222ZM1 46V45H0ZM25 46V45H24ZM110 46H112L111 44H110ZM128 46V45H127ZM126 46V47H127ZM175 46H177L176 44H175ZM5 47V46H4ZM8 47L9 46H7V54L9 53V51H10V49H8ZM63 47V48H62ZM125 47V46H124ZM180 47V46H179ZM257 47H258V45H257ZM33 47H31V49H32ZM109 48V47H108ZM107 48V49H108ZM156 48V47H155ZM227 48V47H226ZM4 49H6V47L4 48ZM29 49V48H28ZM48 49H47V51L46 52H48L49 53V51H48ZM64 49V50H63ZM106 49V48H105ZM144 49V48H143ZM178 49V48H177ZM180 49H182V48H180ZM103 50V49H102ZM111 50V49H110ZM110 50H109V52H110ZM125 50V49H124ZM156 50V49H155ZM105 51V50H104ZM169 51V50H168ZM209 51V50H208ZM207 51V52H208ZM211 51V50H210ZM156 52V51H155ZM125 53V52H124ZM147 53V52H146ZM158 53V52H157ZM193 53V52H192ZM210 53V52H209ZM212 53H213V51H212ZM6 53H4V55H5ZM50 54V55H51ZM145 54V53H144ZM191 54V53H190ZM200 54H201V52H200ZM219 54V53H218ZM36 55H35V57H36ZM39 55V54H38ZM37 55V56H38ZM41 55V54H40ZM78 55V56H79ZM148 55V54H147ZM169 55H171V54H169ZM245 55V54H244ZM183 56H184V54H183ZM189 56V55H188ZM192 56H193V54H192ZM9 57V56H8ZM34 57V58H35ZM41 57V56H40ZM50 57V56H49ZM80 57H79V59H80ZM158 57L160 58V56L158 55ZM157 57V58H158ZM215 58H216V56H214ZM10 58V57H9ZM33 58V59H34ZM162 58H164L163 56H162ZM198 58H199V56H198ZM32 59V60H33ZM133 59V58H132ZM36 60V59H35ZM35 60H34V62H35ZM161 60V59H160ZM164 60V59H163ZM167 60V59H166ZM166 60H165V62H166ZM169 60V59H168ZM171 60V59H170ZM173 60V59H172ZM182 60V59H181ZM195 60V59H194ZM200 60V59H199ZM224 60V59H223ZM249 60V59H248ZM10 61V60H9ZM13 61V60H12ZM46 61V60H45ZM79 61V60H78ZM81 61V60H80ZM162 61V60H161ZM198 61V60H197ZM209 61V60H208ZM219 61V60H218ZM222 61V60H221ZM82 62V61H81ZM110 62V61H109ZM160 62V61H159ZM164 62V61H163ZM169 63H168V67L169 68H171L170 66L171 65H173V63H171V61H168ZM183 62V61H182ZM188 62V61H187ZM189 62H191V60L189 61ZM223 62V61H222ZM221 62V63H222ZM229 62V61H228ZM161 63V62H160ZM170 63H171V65H170ZM192 63V62H191ZM194 63V62H193ZM196 63V62H195ZM194 63V64H195ZM199 63V62H198ZM17 64V63H16ZM81 64V63H80ZM158 64V63H157ZM166 64V63H165ZM225 64V63H224ZM245 64L246 63H244L243 64V66H245ZM10 65H11V62H10ZM13 65V64H12ZM76 65V64H75ZM156 65V64H155ZM183 65V64H182ZM181 65V66H182ZM203 65V64H202ZM17 66V65H16ZM180 66V67H181ZM231 65H228V67H230ZM236 66L238 67V65H237V63H236ZM56 67H58V66H56ZM58 67V68H59ZM94 67V66H93ZM98 67V66H97ZM110 67V66H109ZM109 67H106L107 69L109 68ZM126 67V66H125ZM146 67V66H145ZM179 67V68H180ZM190 67V66H189ZM188 67V68H189ZM223 67V66H222ZM225 67H227V65L225 66ZM235 67V66H234ZM239 67H241V68H243L242 66H239ZM46 68V69H47ZM58 68H57V70H58ZM79 68V67H78ZM133 68V67H132ZM166 68V67H165ZM191 68V67H190ZM219 68L220 67H218L217 68V70L218 71H215V74H216V72H219V73H221L220 71L222 70H220L219 71ZM232 68V67H231ZM240 68V69H241ZM245 68V67H244ZM9 69H10V66H8V64H7V66L6 65H4L3 63H2V60H1V58H0V90H1V92H0V100H1V102H3V103H0L1 105H0V135H3V136H7V137H9L10 135H9V133H12L13 135H14V132L16 131V128H17V126L13 123V120H14V118L12 117L11 118V116H13L14 115V113L15 112H20V111H22V105H21V103L19 104V101H20V99H19V96H16L15 98L14 97H12L10 94H8V93H6V92H4L5 90H6V88H5V85H6V87L7 86H10L9 85V78L11 77L10 75V77L8 76V73H9ZM44 69H45V67H44ZM60 69V68H59ZM74 69V70H73ZM81 69V68H80ZM105 69V68H104ZM110 69V68H109ZM109 69H108V71H109ZM121 69V68H120ZM123 69V68H122ZM174 69V68H173ZM177 69V68H176ZM182 69V68H181ZM224 69H226L225 71H228V68H224ZM235 69V68H234ZM16 70V69H15ZM114 70V69H113ZM128 70H129V68H128ZM128 70H126L127 72H128ZM237 70L239 71V68H237ZM13 71V70H12ZM49 71V70H48ZM63 71V70H62ZM85 71V70H84ZM101 71V70H100ZM106 71V70H105ZM125 71V72H126ZM136 71V70H135ZM149 71V70H148ZM147 71V72H148ZM184 71V70H183ZM182 71V72H183ZM198 71V70H197ZM224 71V72H225ZM233 71V70H232ZM243 71H244V69H243ZM49 72V73H50ZM112 72V71H111ZM110 71L107 73V74H110V75H115V74H112ZM114 72V71H113ZM124 72V74H127V73H125ZM150 72V71H149ZM180 72V71H179ZM191 71H189V73H190ZM229 72H230V69H229ZM229 72H227L226 74H224V75H222L221 76V78H219L218 76H217V74L216 75H213V77L216 79V80H218L219 82H221L222 83V80L224 79V78H226L225 80H229L228 82H230L231 81V79L234 77V74H233V77H232V73L230 72V74H228ZM241 72V71H240ZM246 71H244V73H245ZM20 73V72H19ZM49 73H48V75H49ZM58 73V72H57ZM65 73V72H64ZM82 73V72H81ZM132 73V72H131ZM131 73H129V74H131ZM136 73V72H135ZM134 73V74H135ZM168 73V72H167ZM195 73V72H194ZM238 73V72H237ZM243 73V75L244 76H246V74H244ZM12 74H13V72H12ZM40 74V73H39ZM51 74V73H50ZM54 74H56V73H54ZM59 74V73H58ZM83 74V73H82ZM129 74H127V76H129ZM133 74V73H132ZM180 74V73H179ZM210 74V73H209ZM47 75V74H46ZM60 75V74H59ZM123 75V74H122ZM137 75V76H136ZM141 76V73L140 74H135L134 76H136L135 78L137 79V81H141V80H138V79H140L139 77ZM188 75V74H187ZM239 75V74H238ZM15 76H16V74H15ZM41 76V75H40ZM50 76H52V75H50ZM61 76H63L62 75V73H61ZM65 76H66V74H65ZM124 76H126V75H124ZM124 76L123 77H121L120 79H116L115 78V76H114V78H115V80H114V82H112V84H113V88H116L115 87V85H117V81H118V83H119V85H125L126 86V82H124L125 80H122V78H124ZM139 76V77H138ZM197 77H198V75H196ZM263 76V75H262ZM14 77V76H13ZM22 77V76H21ZM43 77V76H42ZM46 77H49V76H46ZM107 77V76H106ZM130 77H132V79L134 78L133 76H131L130 75ZM211 77H212V75H211ZM212 77V78H213ZM247 77V76H246ZM246 77H244L245 78V80H246ZM44 78V77H43ZM51 78V77H50ZM52 78H54V77H52ZM68 78V79H69ZM113 78V79H114ZM125 78H128V77H125ZM210 78V77H209ZM235 79H236V76L234 77ZM249 78V77H248ZM247 78V79H248ZM37 79V78H36ZM40 79V78H39ZM42 79V78H41ZM89 79V78H88ZM136 79H133L134 81H136ZM141 79H142V77H141ZM211 79V78H210ZM53 80V79H52ZM128 80V79H127ZM178 80V79H177ZM55 81H56V79H55ZM82 81H83V79H82ZM136 81V82H137ZM208 81V80H207ZM236 81V80H235ZM243 81V80H242ZM227 82V83H228ZM233 82V81H232ZM237 82V81H236ZM7 83V84H6ZM12 83V82H11ZM128 83H129V81H128ZM204 83V82H203ZM246 83V82H245ZM254 83V82H253ZM30 84V83H29ZM139 83H137V85H138ZM230 84V83H229ZM234 84H235V82H234ZM110 85V84H109ZM189 85V84H188ZM220 85V84H219ZM256 85V84H255ZM52 86V85H51ZM130 86V85H129ZM134 86V85H133ZM133 86H132V88H133ZM249 86H250V84H249ZM14 87V86H13ZM112 87V86H111ZM121 87V86H120ZM124 87V86H123ZM131 87V86H130ZM208 87V86H207ZM246 87H247V85H246ZM250 87H252V86H250ZM256 87V86H255ZM3 88H5V90H3ZM68 88V87H67ZM66 88V89H67ZM108 88V87H107ZM163 88H165V87H163ZM10 89H11V86H10ZM18 89V88H17ZM24 89H26L25 87H24ZM69 89H71V87L69 88ZM68 89V90H69ZM123 89V88H122ZM202 89V88H201ZM224 89V88H223ZM15 90V89H14ZM70 91V90H69ZM247 91H248V89H247ZM16 92V95L17 94H19V90L18 91H15ZM41 92V91H40ZM163 92H164V89L163 90H161V94L163 95ZM200 92V91H199ZM202 92V91H201ZM227 92V91H226ZM11 93H13V91L11 92ZM111 93V92H110ZM177 93V92H176ZM207 93H209V92H207ZM242 93V92H241ZM246 93V95H248L249 93H247V92H245ZM3 94V95H2ZM22 94V93H21ZM24 94V93H23ZM129 94V93H128ZM205 94V93H204ZM211 93H209V94H207V95H210ZM251 94V93H250ZM152 95H154V94H152ZM162 95L161 96H159V97H162ZM164 95H165V93H164ZM179 95V94H178ZM185 95V94H184ZM187 95V94H186ZM206 95V94H205ZM49 96V95H48ZM183 96V95H182ZM190 96V95H189ZM192 96H193V94H192ZM197 96H198V94H197ZM211 96V95H210ZM249 96V95H248ZM247 96V97H248ZM152 97V96H151ZM151 97H149L148 98V96H147V99H146V101H148V100H152L151 99ZM155 97V96H154ZM153 97V98H154ZM164 97V96H163ZM167 97V96H166ZM165 97V98H166ZM191 97V96H190ZM203 97V96H202ZM201 97V98H202ZM245 97V96H244ZM17 98V99H16ZM195 98H196V96H195ZM102 99H103V97H102ZM160 99H162V98H160ZM191 99V98H190ZM203 99V98H202ZM240 99V98H239ZM19 100V101H18ZM71 100V99H70ZM206 101L208 100V99H205ZM243 97H241V102H244L245 101V99L243 100ZM73 101V102H74ZM145 101V100H144ZM150 101H148V102H150ZM153 101V100H152ZM151 101V102H152ZM158 101H159V99H158ZM191 101V100H190ZM209 101V100H208ZM211 101V100H210ZM209 101V102H210ZM214 101V100H213ZM249 101H252L251 100V98H250V100ZM256 101V100H255ZM72 102V103H73ZM101 102V101H100ZM151 102H150V104H151ZM157 102V101H156ZM160 102H162V101H160ZM183 102V101H182ZM208 102V103H209ZM240 102V101H239ZM103 103V102H102ZM144 103V102H143ZM143 103H142V105H143ZM154 103H155V100H154ZM153 103V104H154ZM164 103V102H163ZM188 103V102H187ZM203 105L205 106L206 104H205V101H203ZM207 103V102H206ZM208 103H207V105H208ZM247 103H249V102H247ZM2 104L3 105H7L6 107H7V109H6V107H4V106H2ZM178 104V103H177ZM202 104V103H201ZM235 104V103H234ZM241 104V103H240ZM244 104V103H243ZM101 105V104H100ZM147 105V102H146V104L144 103V106H146ZM165 106H166V104H164ZM210 105H211V103H210ZM250 105H251V102H250ZM1 106H2V108H1ZM74 106V107H75ZM150 105H148V107H147V110H148V108H150V107H152V106H150ZM158 106V105H157ZM160 106H161V104H160ZM162 106H163V104H162ZM183 106V105H182ZM198 106V105H197ZM204 106H202L203 108H204ZM236 106H238L237 104H236ZM245 106V105H244ZM21 107V108H20ZM103 107V106H102ZM155 107V106H154ZM186 107V106H185ZM199 107H200V105H199ZM208 107H209V105H208ZM242 107V106H241ZM253 107V106H252ZM81 108V109H80ZM94 108V109H93ZM143 108V107H142ZM162 109H163V107H161ZM161 108L159 107L158 108V110L160 109V111H161ZM184 108V107H183ZM182 108V109H183ZM187 108V107H186ZM190 108V107H189ZM198 108V107H197ZM196 108V109H197ZM21 109V110H20ZM24 109V108H23ZM91 109H93V110H95L94 112L95 113H93V112H91ZM195 109V110H196ZM199 109V108H198ZM197 109V110H198ZM200 109H202V108H200ZM142 110V109H141ZM143 110H144V108H143ZM146 110V109H145ZM184 110V109H183ZM207 110V109H206ZM205 110V111H206ZM211 110V111H210ZM209 111H210V120H211V122H208V118L206 119L204 116L206 115H204L203 116V112H200V113H203V114H199L198 112V114H197V117L198 116H200V122L199 121H197V122H199V125L197 124V126L196 125H194V126H196L195 127V131H193V132H195V133H198L197 135H198V137H200L199 138V142H200V144H201V149H203V145L205 146V148H209L210 150H212V151H214V155H215V152L216 153H219V154H225L226 152L228 153V151H229V149L232 147V129H231V123H230V125H229V123H228V118H226V114L224 113V117H222L223 115H222V113L220 114V117H219V115L217 116L215 113H213V110L212 109H210ZM215 110V109H214ZM252 110V109H251ZM75 111V110H74ZM151 111V110H150ZM150 111H147V112H149V114H150ZM159 111V112H160ZM190 111H191V109H190ZM200 111V110H199ZM152 112V111H151ZM207 112H208V110H207ZM206 112V113H207ZM240 112V111H239ZM7 113V114H6ZM162 114H163V112H161ZM165 113V112H164ZM230 113H231V111H230ZM6 114V115H5ZM209 114V113H208ZM234 114V113H233ZM16 115H18V114H16ZM90 115V116H89ZM144 114H142V116H143ZM154 115H157V114H154ZM251 115V114H250ZM99 116H97V117H99ZM231 116V115H230ZM256 116V115H255ZM18 117H19V115H18ZM144 117H145V115H144ZM151 117V116H150ZM159 117V116H158ZM162 117V116H161ZM204 117V118H203ZM207 117V116H206ZM16 118V117H15ZM147 118H149V117H147ZM163 118V117H162ZM186 118V117H185ZM143 119V118H142ZM157 119V118H156ZM202 119H203V121H202ZM101 120V119H100ZM144 120V119H143ZM147 121H148V119H146ZM149 120H151V118H149ZM158 120H159V118H158ZM209 120V121H210ZM246 120V119H245ZM147 121H143V122H146L147 123ZM153 121V120H152ZM188 121V120H187ZM190 121V120H189ZM193 121V120H192ZM243 121V120H242ZM154 122V121H153ZM230 122H231V120H230ZM244 122V121H243ZM188 123H190V122H188ZM246 123V122H245ZM158 124V123H157ZM243 124V123H242ZM241 124V125H242ZM18 125V124H17ZM53 125V124H52ZM143 127H145V124L143 123ZM193 125V124H192ZM235 125V124H234ZM241 125H240V127H239V132L241 133V135L242 136H240L241 138L243 137H245V138H247V140L249 139V137H248V134L241 128ZM151 126H152V124H150V126H147V127H149V131L147 130L146 131V133L147 132H149V133H151L150 131H152V128H151ZM251 127V126H250ZM21 128V127H20ZM121 128H123L122 130H125V128L124 127H121ZM167 128V127H166ZM190 128H192L191 126H190ZM252 128V127H251ZM134 130H135V128H133ZM139 129V128H138ZM137 128H136V131L138 130ZM143 129H147L146 127L145 128H142V130H141V128L138 130V132H137V134H138V140L139 141H141V140H145L146 138H144L143 136H144V134H145V137H146V133H144V131H143ZM193 129H194V127H193ZM246 129V128H245ZM5 130H7V131H5ZM15 130V131H14ZM18 130V129H17ZM33 130V129H32ZM35 134H37V136L36 137H34L33 138V140H31L29 143H30V145L31 144H33V145H35V147H36V145H37V143H38V139H39V137L41 136L42 137V135H43V132L41 131V129H40V127H38V126H35ZM33 130V131H34ZM122 130H120V131H122ZM143 131L142 133H141V131ZM159 130V129H158ZM192 130V129H191ZM11 131H13V132H11ZM22 131V130H21ZM136 131H135V133H136ZM140 131V132H139ZM157 131V130H156ZM160 131V130H159ZM159 131H157V132H159ZM162 131V130H161ZM229 131H230V133H229ZM247 131V130H246ZM32 132V131H31ZM153 132V131H152ZM18 133V134H17ZM17 133H15V135L13 136L14 137V139H15V136H16V138H17V136L21 133V132H17ZM23 133V132H22ZM21 133V134H22ZM34 133V132H33ZM123 133V132H122ZM134 133V135H136L137 136V134H135ZM154 133V132H153ZM17 134V135H16ZM25 133H23V135H24ZM152 134V133H151ZM27 134H25L24 136H22L21 135V137H27L26 136ZM150 135V134H149ZM159 135V134H158ZM160 135H162V134H160ZM196 135V134H195ZM196 135V136H197ZM153 136V135H152ZM194 136V135H193ZM19 137H20V135H19ZM19 137H18V140L17 141H15V140H13L14 142H18L19 140L20 141H22L23 140V138H22V140H21V137H20V139H19ZM40 137V138H41ZM150 137H151V135H150ZM149 137V138H150ZM156 137V136H155ZM161 137H163V136H161ZM11 139H13L12 138V135H11V137H10ZM43 138V137H42ZM157 139H159L158 137H156ZM165 138V137H164ZM194 138V137H193ZM197 138V137H196ZM242 138V139H243ZM132 139V138H131ZM134 139V138H133ZM148 139V138H147ZM153 139H154V137H153ZM161 140L160 141H162V138H160ZM189 139V138H188ZM201 139V140H200ZM238 139V138H237ZM240 139V138H239ZM264 139V138H263ZM44 140V139H43ZM124 140V139H123ZM155 140V139H154ZM19 141V142H20ZM159 141V140H158ZM18 142V143H19ZM48 142V141H47ZM147 142L150 144V142L152 143L153 141H151V140H147ZM197 142V141H196ZM199 142H198V144H199ZM202 142V143H201ZM239 142V141H238ZM237 142V143H238ZM18 143H17V145H18ZM21 143V142H20ZM244 142H242V145L239 143V145L240 146H242L243 147V144ZM247 143H250V141H248ZM256 143V142H255ZM14 144V143H13ZM53 146H54V144L53 143H51ZM119 144V143H118ZM152 144H156V143H152ZM168 144V143H167ZM197 144V145H198ZM199 144V145H200ZM20 145V144H19ZM29 144H27V145H25V146H27L26 148H29L30 149V146ZM151 145V144H150ZM248 145V144H247ZM257 145V144H256ZM85 146V145H84ZM129 146V145H128ZM165 146V145H164ZM163 146V147H164ZM252 146V144H249V147L250 148H252L251 147ZM259 146V145H258ZM257 146V147H258ZM132 147V146H131ZM152 147H154V145H152ZM160 146H158V148H159ZM167 147H169V146H167ZM166 146H165V148H167ZM244 147H246L245 145H244ZM23 148H25V147H23ZM144 148V147H143ZM157 148V147H156ZM161 148L162 147H160V149L159 150H161ZM164 148V149H165ZM241 148V147H240ZM249 148V150H251ZM253 148H255L256 150H257V148H256V146L255 147H253ZM35 149H37V148H35ZM35 149L33 150V149H30V150H32V152L35 154V155H41V156H43V157H47V158H49L50 160H53L54 159V162L52 163V175H48V177L47 178H44L47 174L45 173V172H36L34 175H37L36 176V178H34V179H32L30 182H26V181H24V179H26V177L27 178H29L28 176H30V175H28L27 176V173H25V171H23V172H21V168L22 167H20V168H18V170L16 169V168H12L13 167V165H12V167H10V168H8L7 167V170L5 171V172H7V173H5L4 174V172L2 173V171L3 170H5V169H1V176H0V253L2 254V257H3V261H4V263L5 264H131V263H129V261H128V258L129 257H131V258H133L134 256L137 258V260L140 262V264H142L145 260H146V258H148L147 256L149 255V256H151L152 255V258L156 255L155 254V252H153L154 250L153 249H157V250H159V254H160V256L162 255V253L164 254V250H166V248H165V233L166 232H170L169 233V236H170V234H171V229L169 228L168 229V227H167V229H168V231H166V229H164L165 230V233H163L164 235V243H163V241L161 242H158V238L157 237H159V236H157V233H159V232H157L156 230L159 228V230H161V228H164V223H165V221H164V219H163V216H162V212H163V209L164 208H161L162 209V212H161V210H160V212H159V209H160V206L158 205V203H163V201L165 200V199H169V198H166V197H170V196H166L167 195V193L170 195V190H171V193H172V188H173V186L172 185H170V186H172V188L170 187V190H167L168 188H169V185H168V181H164V183H167V185H164V186H168V188H165L164 189V186H163V184H162V186L161 185H159V183L158 184H154L153 183V180L154 179H151V178H149L147 175H145L144 177L142 176V175H136V177H133L132 175H130V177L127 175V174H124V173H121V172H118L115 168H113V167H115L116 165H114V166H111L114 170H113V172H114V176H112V178H113V181H114V185L112 186V188L111 187H109L107 190H105L106 191V193L108 194L107 195V197H111L112 198V200L114 201V205H115V207H116V215H115V217H116V219H114L113 218V216H112V214H110V213H107L108 212V209H107V212H105L104 214H103V220H104V222H105V225H106V227H107V229H105L104 227H103V223H102V221L101 220H99V221H95L94 219V221L96 222V224H98L99 225V227H100V225H101V229H99V228H97L95 231L96 232H93V233H90V236H88L89 237V239L87 238H85V236L84 237H82L83 239L85 238L86 240H87V242L85 243V242H80L79 241V235H78V233H77V231H76V227L74 226V224H73V222L71 221V222H69V218L67 217L66 218V220L64 221V218L61 216V214H59V212H61L62 210H56V212H55V214H54V216H52V215H50L49 214V212L47 211V210H45L46 212L44 213L43 212V209H42V211H41V208H42V206L45 204V198L44 197H48V196H54V195H58V197H61L62 198V205H63V209L64 210H68V208H67V204H66V197H72V195H74V197H75V199H76V201H77V203L78 204H80L79 203V199H78V192H79V189H77L76 191L75 190H70L69 188H68V186L70 185V184H68V186H67V184H66V182H68L67 180H68V172H70V165H71V163H75V164H77V161L78 160H80V161H82V162H84V160H82V158H81V155L84 153V152H86V151H88L87 149H86V147L83 149V147H82V149L81 150H79L77 147H75L74 145H70V150H71V154H69V155H61L60 154V158H61V160H63V162H60L59 161V159L57 158V157H55V155H51V154H48V153H43V151H39V150H37L36 152H35ZM128 149V148H127ZM142 149V148H141ZM152 149V148H151ZM163 149V148H162ZM163 149V150H164ZM199 149V148H198ZM247 149H248V147H247ZM258 149H260L259 147H258ZM162 150V151H163ZM174 150V149H173ZM200 150V149H199ZM198 150V152L200 153V152H202V151H199ZM209 150V151H210ZM243 150H245V148L243 149ZM102 151V150H101ZM128 151V150H127ZM126 151V152H127ZM154 153H155V155H157V157H158V159H160L161 158V160L159 161L160 163H161V161L163 160V159H165V161H166V159H168V158H164V156H162V154H158V152L154 149ZM169 151V150H168ZM204 151L205 150H203V152H202V155L201 156H203L204 154ZM253 151H254V149H253ZM28 152V151H27ZM197 152V154H199ZM231 152V151H230ZM260 152V151H259ZM206 153V152H205ZM208 153V152H207ZM210 153V152H209ZM85 154V153H84ZM125 154V153H124ZM128 154V153H127ZM184 154V153H183ZM182 154V155H183ZM201 154V153H200ZM211 154V153H210ZM210 154H207V157L208 156H210ZM87 155H89V154H87ZM137 155V154H136ZM142 155V154H141ZM169 155H170V153H169ZM168 155V156H169ZM179 155H181V154H179ZM217 155V154H216ZM216 155H215V157H216ZM57 156V155H56ZM59 156V155H58ZM171 156H173V155H171ZM170 156V157H171ZM185 156V155H184ZM131 157V156H130ZM180 157V156H179ZM204 157H206V154H205V156ZM207 157H206V159H207ZM211 157H212V155H211ZM211 157H209L210 159H212ZM218 157V156H217ZM35 158V157H34ZM138 158V157H137ZM195 158H198V157H195ZM258 158V157H257ZM177 159H179V158H177ZM32 160V159H31ZM140 160V159H139ZM169 160V159H168ZM171 160V159H170ZM176 160V159H175ZM181 160V159H180ZM111 161V160H110ZM114 161H115V159H114ZM119 162H120V160H118ZM118 161H116L117 163H118ZM127 161V160H126ZM165 161H163V163L165 162ZM253 161V160H252ZM59 162V163H58ZM168 162V161H167ZM171 162V161H170ZM174 162H176V161H174ZM178 162V161H177ZM181 162V161H180ZM180 162H178V163H180ZM183 162V161H182ZM194 162H195V160H194ZM197 162V161H196ZM207 163H208V161H206ZM210 162H213V159H212V161H210ZM217 162V161H216ZM224 162V161H223ZM228 162V161H227ZM59 164V166L58 165H56V164ZM116 163V164H117ZM125 163V162H124ZM159 163V164H160ZM166 163V162H165ZM172 164H173V161L171 162ZM198 163V165H199V162H197ZM202 163V162H201ZM204 163V162H203ZM206 163V164H207ZM84 164V163H83ZM110 164V163H109ZM123 164V163H122ZM121 163L119 164L118 163V165H122ZM162 164V163H161ZM175 164V163H174ZM188 164V163H187ZM187 164H185L186 166H187ZM193 164V163H192ZM196 164V163H195ZM205 164V166H207ZM209 164V163H208ZM210 164H212V163H210ZM209 164V165H210ZM214 164V163H213ZM2 165V164H1ZM110 165H112V164H110ZM117 165V166H118ZM124 165V164H123ZM127 165V164H126ZM165 165V164H164ZM177 165V164H176ZM184 165V166H185ZM190 165V164H189ZM188 165V166H189ZM216 165V164H215ZM80 166V165H79ZM84 166H85V164H84ZM116 166V167H117ZM163 166V165H162ZM168 166H170V164L168 165ZM213 166V165H212ZM219 166V165H218ZM222 166H223V164H222ZM18 167V166H17ZM50 167V166H49ZM72 167V166H71ZM111 167H109V168H111ZM119 167V166H118ZM117 167V168H118ZM128 167V166H127ZM126 167V168H127ZM138 167V166H137ZM143 167V166H142ZM171 167H173V166H171ZM178 167V166H177ZM181 167V166H180ZM191 169H193L191 166H189ZM201 167V170H204L203 169V166L201 165L200 166ZM210 167H211V165H210ZM214 167V166H213ZM215 167H217V166H215ZM4 168V167H3ZM30 168V167H29ZM121 168V167H120ZM119 168V169H120ZM135 168V167H134ZM139 168H141V166L139 167ZM167 168V169H166ZM166 170H168V167L166 166ZM175 169H176V167H174ZM173 168V169H174ZM179 168V167H178ZM188 168V167H187ZM187 168L186 169H183V168H180L179 170H176V172H177V174H176V176H177V178H176V180H178V181H176V182H181V183H183V184H185L186 186L187 185H189V183H190V181L191 180H193V183L192 184H196V183H194V180L195 179H190L191 177H190V174L192 173H190L189 174V171H191V169L190 170H187ZM261 168V167H260ZM20 169V170H19ZM164 169V170H165ZM175 169H174V171H175ZM189 169V168H188ZM205 169H206V167H205ZM223 169H224V167H223ZM69 170V171H68ZM122 171H123V169H121ZM128 170V169H127ZM126 170V171H127ZM207 170V169H206ZM219 170V169H218ZM255 170V169H254ZM264 170V169H263ZM40 171V170H39ZM42 171V170H41ZM85 171V170H84ZM91 171V170H90ZM125 171V172H126ZM135 171V170H134ZM195 171H197V172H199L200 173V170L198 171V170H195ZM225 171V170H224ZM229 171H231V170H229ZM31 172V171H30ZM106 172V171H105ZM111 172V171H110ZM141 172H142V174H143V170L141 169ZM203 172V171H202ZM201 172V173H202ZM219 172V171H218ZM85 173V172H84ZM119 173H120V175H119ZM127 173V172H126ZM131 173V172H130ZM158 173H159V171H158ZM167 174H168V171L166 172ZM175 173V172H174ZM173 173V174H174ZM199 173H197V174H199ZM212 173H213V171H212ZM118 174V175H117ZM129 174V173H128ZM136 174H138V173H136ZM155 174V173H154ZM204 174V173H203ZM237 174V173H236ZM111 175V174H110ZM134 175H135V172H134ZM144 175V174H143ZM169 175V177H170V173L168 174ZM167 175V176H168ZM239 175V174H238ZM164 176V175H163ZM192 176V175H191ZM196 176V175H195ZM194 176V177H195ZM203 176V175H202ZM259 176V175H258ZM257 176V177H258ZM161 177V176H160ZM200 177V176H199ZM198 177V178H199ZM222 177V176H221ZM227 177V176H226ZM231 177V176H230ZM236 177H237V175H236ZM260 177V176H259ZM48 178H49V180H48ZM196 178V177H195ZM197 178V179H198ZM228 178V177H227ZM238 178H239V176H238ZM248 178V177H247ZM51 179V180H50ZM165 179V178H164ZM163 179V180H164ZM200 180H201V177L199 178ZM198 179V180H199ZM219 179H221V178H219ZM260 179V178H259ZM173 180V179H172ZM238 180V179H237ZM236 180V181H237ZM244 180V179H243ZM258 180V179H257ZM161 181V180H160ZM245 181H246V179H245ZM192 182V181H191ZM198 182V181H197ZM239 182H241V180L239 181ZM169 184H171L170 182H169ZM180 184V183H179ZM178 184V185H179ZM182 184V185H183ZM200 184V183H199ZM199 184H198V186H199ZM251 184V183H250ZM158 185V186H157ZM173 185H174V188L176 187L175 185H177V183H174V180H173ZM182 185L180 186V188L182 187ZM195 186V185H194ZM194 186H192L193 187V190H197V188L196 189H194ZM225 186V185H224ZM238 186V185H237ZM163 187V188H162ZM178 187V186H177ZM176 187V188H177ZM257 188L256 189H258V192H260L259 194H262V195H260V197L262 198V196H264V186H262V184H258V186H256ZM182 188H184V186L182 187ZM210 188V187H209ZM218 188V187H217ZM189 189V188H188ZM187 189V190H188ZM192 189V188H191ZM249 189V188H248ZM255 189V188H254ZM177 190H178V188H177ZM176 189H175V191H176V193L178 192ZM205 190V189H204ZM260 190V191H259ZM174 191V192H175ZM181 191V190H180ZM179 191V192H180ZM217 191V190H216ZM226 191V190H225ZM249 191V190H248ZM165 192H166V195H165ZM199 192V191H198ZM220 192H223V191H220ZM255 192H256V190H255ZM66 193H68L69 195H67ZM214 193V192H213ZM212 193V194H213ZM251 193V192H250ZM179 196H180V194L179 193H177ZM177 194H175L176 196H177ZM194 194H195V192H194ZM196 194H197V192H196ZM195 194V195H196ZM234 193H232L231 195H233ZM258 194V193H257ZM56 195V196H57ZM161 195H164L163 196V198H161ZM199 195V194H198ZM55 196V197H56ZM160 196V197H159ZM166 196V197H165ZM194 196V195H193ZM19 197H29V200H26L25 202L21 199V198H19ZM173 198H174V195L172 196ZM214 197V196H213ZM213 197H211L212 199H211V201L209 202H207V200H206V204L207 205H205V203H201V204H203V205H205V207L206 208H211L212 210L211 211H209V214H208V212L206 213L207 215H208V217H209V215H210V217H211V219H213L214 218V215L217 213V211L219 210V206H221V204H223V202L224 201H222V200H220V198L219 197H217V196H215L216 198H213ZM237 197H238V194H237ZM258 197V196H257ZM157 198H159V199H157ZM192 197H190V199H191ZM194 198V197H193ZM192 198V202H194V203H189L190 205H192L193 204V206L198 202H196L195 203V198L193 199ZM196 198H199V196L198 197H196ZM200 198H202V197H200ZM199 198V199H200ZM264 198V197H263ZM160 199H162V201H158V200H160ZM171 199V198H170ZM189 199V200H190ZM234 199L236 200V196H235V194H234ZM34 200V202L35 203H31L30 201H33ZM174 200V199H173ZM180 200V199H179ZM196 200H198V199H196ZM202 200V199H201ZM235 200H233L234 202H235ZM238 200H240V199H238ZM157 201H158V203H157ZM176 201V200H175ZM180 201H182V200H180ZM187 201V200H186ZM190 201V202H191ZM263 201H264V199H263ZM169 202V204H170V201H168ZM167 200H166V202H164L166 205H163L162 204V206L163 207H165V206H167ZM242 202V201H241ZM109 203V202H108ZM174 203V201L172 202V200H171V204L172 205H174L173 204ZM236 203V202H235ZM239 203V202H238ZM176 205H174L175 207L177 206V207H181V206H178V205H180V203H175ZM178 204V205H177ZM181 204H183V202H181ZM59 205V201L57 202V206ZM172 205H170L171 206V208H172V210L171 211H173V212H175V210L176 209H174V206H172ZM184 205H185V203H184ZM202 205V206H203ZM227 205V204H226ZM234 205V204H233ZM253 205V204H252ZM16 206H18V207H20L21 209L20 210H15V208H16ZM158 206H159V208H158ZM161 206V207H162ZM169 207V206H168ZM167 207V208H168ZM176 207V208H177ZM195 207V206H194ZM197 207H199L200 208V204L198 203V206ZM196 207V208H197ZM109 208V207H108ZM114 208V207H113ZM166 207H165V209L164 210H166L167 209ZM170 208V207H169ZM170 208V209H171ZM225 208V207H224ZM232 208V207H231ZM174 209V210H173ZM183 207L180 209H178L177 208V210H176V212L175 213H178L179 214V212H177V211H180V210H182L183 211ZM202 209H203V207H201V210L200 211H198V212H200V216L203 214V213H201L202 212ZM220 209H221V207H220ZM63 210V211H64ZM115 210V209H114ZM113 210V211H114ZM207 210V209H206ZM249 210V209H248ZM254 210V209H253ZM112 211V212H113ZM171 211H169V214H170V212ZM195 212H197L196 211V209L194 210ZM203 211H204V209H203ZM221 211H223V208H222V210ZM221 211H220V213H219V215L221 216ZM225 211V210H224ZM256 211V210H255ZM15 212H16V214H18V215H16L15 214ZM38 212H40V213H42L41 214V216L43 215V213L45 214V216H44V218L43 217H38V215H37V213ZM165 212V211H164ZM230 214L228 213V215H227V217L230 219V218H232V220L234 221V226H236L237 228H238V233L239 234H236V235H238V238L236 237V238H233V236H232V238H230V239H233V241H232V243H233V247L235 248V250L237 251V256H236V258L234 259V260H232L231 261V264H264V255H262V254H259L258 253V251H257V247L258 246H256V243L258 242H260V238L262 237V235L264 234V218H262V216L259 214V213H255L254 212V214H252L251 215V218H250V221L249 220H247V217L245 218V216L246 215H248L249 216V214H246V213H249V212H245V210H244V208H242L239 204H235V207L233 208V210H230ZM194 213V212H193ZM224 212H222V214H223ZM227 213V212H226ZM168 214V213H167ZM178 214L175 216L176 218H177V216H178ZM182 214H183V212H182ZM40 215V214H39ZM181 214H179V216H180ZM198 215H199V213H198ZM218 215V216H219ZM225 215V214H224ZM169 218L171 217V216H173L172 215V212H171V216H169V215H167ZM188 216H190V215H188ZM197 216V215H196ZM195 216V217H196ZM216 216V215H215ZM220 216H219V218H220ZM47 217V218H46ZM184 218H185V216H183ZM183 217H181V218H183ZM48 219V220H50V224L49 223H47V224H45V222H44V225L42 224V221H41V219ZM168 218V219H169ZM172 218H174V217H172ZM172 218H170L171 219V221H173L172 220ZM192 218V217H191ZM200 218V217H199ZM216 218V217H215ZM222 218H223V216H222ZM194 219V218H193ZM192 219V220H193ZM196 219H198V217L196 218ZM196 219L194 220L195 222H196ZM217 219V218H216ZM215 219V220H216ZM223 219H225V218H223ZM48 220H46V221H48ZM166 220V219H165ZM177 220V222H178V218L176 219ZM181 221H182V219H180ZM231 220V219H230ZM44 221V220H43ZM93 221V223L92 224H95V222ZM190 219H189V223H190ZM200 221H201V218H200ZM199 221V226L201 225V222ZM205 221V220H204ZM208 221V220H207ZM224 221V220H223ZM31 222H33V226H31L30 227V229H31V233H30V235H29V229H28V227H29V224L31 223ZM78 222H80L81 224L83 223H85L86 225H88L87 224V221L82 217V220H78ZM101 222V223H100ZM170 222V221H169ZM168 222V224H167V222H166V224L169 226V223ZM183 222V221H182ZM187 222V223H188ZM192 222V221H191ZM175 222L173 221V224H174ZM228 223V222H227ZM233 223V222H232ZM7 224L8 225H10L11 226V228H14V229H16L14 232H8L7 233ZM49 224V226H47ZM85 224L83 225L84 227H85ZM172 224V223H171ZM170 224V225H171ZM194 224V223H193ZM192 224V225H193ZM224 224V223H223ZM230 224V223H229ZM97 225V226H98ZM174 225H176V223L174 224ZM189 225H191V223L189 224ZM188 224H187V228H188V226H189ZM191 225V226H192ZM195 225V224H194ZM194 225H193V227H194ZM230 225H232V224H230ZM89 226V225H88ZM91 226V225H90ZM120 228H119V227ZM180 226V228H181V225H179ZM179 226L178 227H176V228H179ZM196 226V225H195ZM67 227H70L71 228V230L69 231V230H67ZM193 227H191V230H193L194 231V229H196L195 231H197L198 229L197 228H193ZM196 227H198V226H196ZM202 227V226H201ZM205 227V226H204ZM215 227V226H214ZM94 228V227H93ZM174 228V227H173ZM186 228V227H185ZM186 228V229H187ZM207 228V227H206ZM190 229V228H189ZM202 229V228H201ZM208 229V228H207ZM207 229H205L204 230V234L205 235H207L208 236V233H207ZM170 230V231H169ZM185 230V229H184ZM124 233V234H126V238H127V240L129 241V242H132L137 248H135V250L136 251H134V250H131V249H129V257L126 255V247H125V245H124V242H123V237L121 236L122 234V232ZM176 231V230H175ZM190 231V230H189ZM235 231V230H234ZM68 232V233H67ZM157 232V233H156ZM180 232V231H179ZM185 232V231H184ZM191 232V231H190ZM230 232V231H229ZM173 233H174V231H173ZM197 233V232H196ZM167 234V233H166ZM190 234V233H189ZM193 234H194V232H193ZM86 235V234H85ZM94 235H96V238L95 239H93L92 240V242H91V236L93 237ZM159 235V234H158ZM172 235V234H171ZM176 235V234H175ZM191 235V234H190ZM218 235V234H217ZM231 235V234H230ZM234 235V234H233ZM125 236V235H124ZM181 236H182V234H181ZM180 236V237H181ZM184 236H186V235H184ZM184 236H182L183 238H184ZM197 236V235H196ZM65 237V238H64ZM180 238V239H183V238ZM187 237L188 236H186L185 238H184V240L183 241H185V240H187ZM198 237V236H197ZM206 237V236H205ZM228 237H230V236H228ZM64 238V239H63ZM167 238H168V236H167ZM170 238V237H169ZM168 238V239H169ZM199 238V237H198ZM173 239H174V237H173ZM196 239V238H195ZM229 239V238H228ZM172 240V239H171ZM82 241V240H81ZM128 241H126V242H128ZM168 241H170V239L168 240ZM183 241H181V242H183ZM195 241V240H194ZM228 241V240H227ZM187 241H185V243H186ZM131 243V244H132ZM166 243H167V245H168V243L169 242H167V239H166ZM179 243H180V240H179ZM198 243V242H197ZM264 243V242H263ZM128 244V243H127ZM180 244H182V243H180ZM187 244H188V242H187ZM187 244H185V246H184V244L183 245H181L182 246V249H183V246L186 248V246H188ZM231 244V243H230ZM172 245H173V243H172ZM259 245H260V243H259ZM262 245V244H261ZM7 246L9 247V249H7ZM174 246V245H173ZM197 246H198V244H197ZM231 246H232V244H231ZM263 246V245H262ZM88 248L89 250H90V253H88V254H86L84 251V253H82V254H80L79 252L81 251L80 250V248ZM128 247H132V246H128ZM168 247V246H167ZM189 247V246H188ZM165 248V249H164ZM169 248V247H168ZM168 248H167V251H168ZM184 248V249H185ZM191 248H193V247H191ZM183 249V250H184ZM194 249V248H193ZM193 249H191L192 251V253H193ZM153 250V251H152ZM169 250H170V248H169ZM195 250V249H194ZM150 251L152 252V253H150ZM186 250H184V252H185ZM188 251V250H187ZM187 251L185 252V254H186V258H188L187 257ZM264 251V250H263ZM135 252V255L134 254H132V253H134ZM170 252V251H169ZM189 252V251H188ZM190 252V253H191ZM197 251L195 250V253H196ZM157 253V252H156ZM189 253V254H190ZM236 253V252H235ZM153 254H155V255H153ZM167 254H168V252H167ZM231 254V253H230ZM234 254V253H233ZM169 255L171 256V254L169 253ZM189 256V255H188ZM193 256V255H192ZM232 258H234L233 257V255L231 256ZM231 257H230V260H231ZM150 258V257H149ZM156 258L159 260V257L156 255ZM156 258H155V260H156ZM165 258H166V255H165ZM164 258V256H162L161 257V259H163L162 261H157V264H159V262H163L164 260H165V262H166V260L167 259H165ZM170 259H171V257H169ZM172 258H173V256H172ZM130 259V258H129ZM151 259V258H150ZM183 259V258H182ZM192 259H193V257H192ZM136 260V261H137ZM190 260V257L188 258V260H187V263H189V264H191V262L189 261ZM135 261V260H134ZM133 261V262H134ZM147 261V260H146ZM151 261H152V259H151ZM153 261H154V259H153ZM132 262V263H133ZM138 262V263H139ZM155 262V261H154ZM230 262V261H229ZM3 263V264H4ZM135 263V262H134ZM133 263V264H134ZM151 263H153V262H151ZM150 263V264H151ZM144 264V263H143ZM162 264H164V263H162ZM229 264V263H228Z\"/></svg>","mask_w":264,"mask_h":264}]
</instances>
